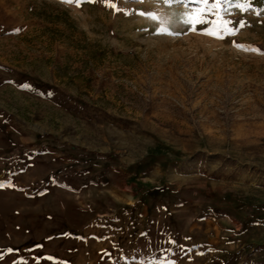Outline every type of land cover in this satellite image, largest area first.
I'll return each instance as SVG.
<instances>
[{
  "label": "rangeland",
  "instance_id": "rangeland-1",
  "mask_svg": "<svg viewBox=\"0 0 264 264\" xmlns=\"http://www.w3.org/2000/svg\"><path fill=\"white\" fill-rule=\"evenodd\" d=\"M214 2L0 0V264H264V0Z\"/></svg>",
  "mask_w": 264,
  "mask_h": 264
},
{
  "label": "snow or ice",
  "instance_id": "snow-or-ice-1",
  "mask_svg": "<svg viewBox=\"0 0 264 264\" xmlns=\"http://www.w3.org/2000/svg\"><path fill=\"white\" fill-rule=\"evenodd\" d=\"M63 3H68V4H75L77 6H80L82 3L85 2V0H62ZM89 2H91V0H89ZM165 2L167 3H171L172 0H165ZM182 2V0H181ZM195 2L203 4V5H209V0H195ZM220 3L221 0H215L214 3H212L210 5L209 8L205 9V8H199L194 12H191L188 14L187 20L185 21L187 24L192 26V30L195 31L196 30V25H201L204 23H212V27L207 28L204 31L205 35H209V36H213L217 39H223L224 36L227 35H233L235 33V29L234 28H230L228 27V24L230 23L229 21H224V20H219L216 22H209L206 21L203 17V13H205V11H211L212 9H218L220 7ZM109 6L116 8L115 4H109ZM245 25L243 23H241L240 27H244ZM19 31V30H17ZM239 48H244L245 46L243 45H236ZM246 50L249 51H258V49L255 48H247ZM11 186V185H9ZM4 187L3 184H0V188ZM51 259V258H49Z\"/></svg>",
  "mask_w": 264,
  "mask_h": 264
}]
</instances>
